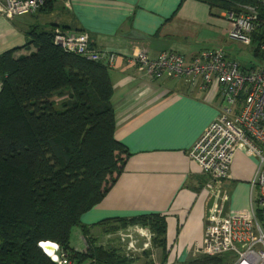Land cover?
Listing matches in <instances>:
<instances>
[{
    "label": "crops",
    "instance_id": "1",
    "mask_svg": "<svg viewBox=\"0 0 264 264\" xmlns=\"http://www.w3.org/2000/svg\"><path fill=\"white\" fill-rule=\"evenodd\" d=\"M48 3L49 9L32 16L0 17V55L8 50H15L14 57L27 55L32 48H23L25 33L34 26H51L55 31L85 33L93 49L117 56L109 70L114 139L129 155L115 184L81 216L80 224L97 236L96 225L104 220L160 216L165 222L162 247L152 252L165 264L187 262L189 247L202 240L211 204L207 178L188 160L187 151L215 118L220 101L167 77L150 81L126 57L141 48L150 59L165 51L192 58L202 50L221 49L211 44L227 39L229 24L221 12L212 16L207 4L194 0ZM256 166L253 154L236 149L229 177L220 184L229 197L230 214L249 215L250 199L257 197L250 188ZM73 248L84 251L80 229Z\"/></svg>",
    "mask_w": 264,
    "mask_h": 264
},
{
    "label": "trees",
    "instance_id": "2",
    "mask_svg": "<svg viewBox=\"0 0 264 264\" xmlns=\"http://www.w3.org/2000/svg\"><path fill=\"white\" fill-rule=\"evenodd\" d=\"M194 1L207 4L215 17L237 10L238 4L257 5L260 22L251 43L261 58L260 3ZM54 29L30 28L23 48L33 50L27 55L14 57L15 50L0 55V264H56L38 247L44 242L57 245L56 256L63 264H134L137 260L111 247L86 241L89 228L80 225L81 216L115 184L129 155L114 139L108 60L94 62L64 52L53 43L55 33L63 31ZM98 225L107 231L148 228L152 246L162 247L165 222L160 216L108 219ZM75 227L86 242L83 252L71 245ZM145 262L153 264L147 258ZM189 264L227 261L224 256H198Z\"/></svg>",
    "mask_w": 264,
    "mask_h": 264
},
{
    "label": "built area",
    "instance_id": "3",
    "mask_svg": "<svg viewBox=\"0 0 264 264\" xmlns=\"http://www.w3.org/2000/svg\"><path fill=\"white\" fill-rule=\"evenodd\" d=\"M253 1L264 7L262 0ZM48 2L50 0H0V17L12 20L32 16ZM236 8L221 12V17L229 24L227 38L249 46L251 35L259 27L258 6L238 4ZM53 43L64 52L89 61L106 58L110 68L117 59L114 54L93 49L85 33L56 32ZM258 52L261 58L249 69L228 60L222 49L202 50L192 58L165 51L150 59L141 48L126 57L127 63L136 66L150 81L167 77L191 90L215 95L220 101L215 118L187 151L188 160L207 178L211 204L200 244H192L188 249L190 260L180 264H189L198 256L225 255L229 259L227 264H264V42L258 45ZM238 148L249 151L257 159L250 182L257 197L255 201L250 199L247 217L226 211L229 197L220 187L229 177ZM150 237L141 244L140 251L150 246ZM127 238L129 235L123 234L120 239L133 248L134 242H126ZM53 262L63 264L57 256Z\"/></svg>",
    "mask_w": 264,
    "mask_h": 264
},
{
    "label": "rangeland",
    "instance_id": "4",
    "mask_svg": "<svg viewBox=\"0 0 264 264\" xmlns=\"http://www.w3.org/2000/svg\"><path fill=\"white\" fill-rule=\"evenodd\" d=\"M217 45H219L221 49H224V52L226 53L228 60L236 62L243 69H249L250 67L256 65L259 61L258 58L254 55V51L256 48V45L254 43H251V45L246 46L239 42L231 41L228 38L226 39L225 37L223 39L220 38L218 43L211 44V46L213 47H216ZM85 227L89 228V233H88V236L86 237V241L88 239L92 240L94 242V245L97 247L98 246L99 247H111L117 250L118 255L121 253V255L123 254L125 257H130L133 260H137L136 263L134 264H146L145 262L146 258L147 260L152 261L153 264H160L158 255H155V253L152 252V250L158 249V248H155L152 246L151 244L152 234L150 233L148 228H142V227L135 226L134 227L135 230H130V231L121 230L122 232H120L119 228H116L112 231H107L106 228L104 229V227H101L98 225V228H97L98 235L96 236V235H92V232H90L92 228L87 227V226ZM78 230H79V227H75L72 229V232H71L72 247H74L75 245V238L78 235ZM123 234L129 235L130 238H127L124 240H127L126 242H129V241L134 242L133 248H129L128 246H126L125 242L121 241L120 238H121V235ZM149 237H150V246L147 249L140 251L142 247L141 244L145 243L147 239H149ZM83 241H84V246H85L86 242H85L84 237H83ZM119 248H120V251H119ZM135 249L137 251H135ZM56 252H55V255H56ZM144 253H146V255L143 258ZM224 257L226 258V261L228 262L229 261L228 255H225ZM66 264H71V263L69 262Z\"/></svg>",
    "mask_w": 264,
    "mask_h": 264
},
{
    "label": "water",
    "instance_id": "5",
    "mask_svg": "<svg viewBox=\"0 0 264 264\" xmlns=\"http://www.w3.org/2000/svg\"><path fill=\"white\" fill-rule=\"evenodd\" d=\"M44 243H45V242H44ZM46 243H47V242H46ZM50 243H51V242H50ZM38 247H39V248L42 250V252H43L47 257H49L52 261L55 259L56 255L53 256L52 254H49L48 252H46V251L44 250L43 246H42V243H39V244H38ZM52 250H53L54 254H55V252L58 250L57 245L54 244V243H52Z\"/></svg>",
    "mask_w": 264,
    "mask_h": 264
},
{
    "label": "bare ground",
    "instance_id": "6",
    "mask_svg": "<svg viewBox=\"0 0 264 264\" xmlns=\"http://www.w3.org/2000/svg\"><path fill=\"white\" fill-rule=\"evenodd\" d=\"M42 246H43V248H44V250L46 251V252H48L49 254H52L53 256H55V254H54V252H53V250H52V243H50V242H45V243H42Z\"/></svg>",
    "mask_w": 264,
    "mask_h": 264
}]
</instances>
